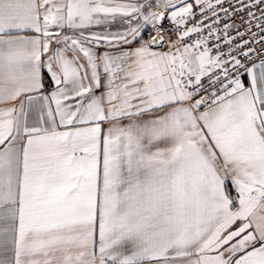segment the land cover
Masks as SVG:
<instances>
[{
    "label": "snow or ice",
    "instance_id": "6c2138e0",
    "mask_svg": "<svg viewBox=\"0 0 264 264\" xmlns=\"http://www.w3.org/2000/svg\"><path fill=\"white\" fill-rule=\"evenodd\" d=\"M0 264H264V0H0Z\"/></svg>",
    "mask_w": 264,
    "mask_h": 264
}]
</instances>
